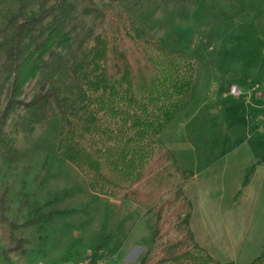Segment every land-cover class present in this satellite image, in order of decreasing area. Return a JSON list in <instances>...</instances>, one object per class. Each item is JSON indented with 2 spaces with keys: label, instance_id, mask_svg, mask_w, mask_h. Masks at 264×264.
Instances as JSON below:
<instances>
[{
  "label": "rangeland",
  "instance_id": "374dc122",
  "mask_svg": "<svg viewBox=\"0 0 264 264\" xmlns=\"http://www.w3.org/2000/svg\"><path fill=\"white\" fill-rule=\"evenodd\" d=\"M54 2L0 0V43L11 33L10 19L21 22ZM69 2V44L41 60L4 126L0 264H141L143 256L153 260L180 238L166 225L152 242L154 212L94 193L80 172L57 157V116L45 120L43 109L24 108L43 89L55 90L72 107L81 82L67 68L93 25V17L81 13L87 6L124 13L169 52L193 59L189 102L159 134L155 155L168 150L179 169L193 175L181 191L192 207L194 241L221 264H250L264 247V0ZM5 57L0 49V117L10 87ZM172 161H159L171 183L161 197L180 182Z\"/></svg>",
  "mask_w": 264,
  "mask_h": 264
},
{
  "label": "trees",
  "instance_id": "16d2710c",
  "mask_svg": "<svg viewBox=\"0 0 264 264\" xmlns=\"http://www.w3.org/2000/svg\"><path fill=\"white\" fill-rule=\"evenodd\" d=\"M73 13L69 0H55L21 22L9 20L11 33L0 43L10 79L0 117V146L5 143V123L18 107L24 86L40 70L41 60L69 44L67 27ZM81 13L92 16L93 25L85 31L67 68L71 78L80 77L78 97L69 108L66 98L43 89L24 108L43 109L45 120L57 116V157L80 172L94 193L128 199L154 212L152 242L162 237L166 225L180 235L172 250L150 261L143 256L141 264H221L194 241L189 226L192 207L181 187L192 173L180 170L168 150L164 157L155 155L159 134L189 102L193 59L169 52L124 13L92 6ZM49 17L46 30L36 33ZM163 158L173 160L180 180L165 197L161 192L171 183L167 169H159ZM153 182L150 190L142 189V184ZM4 203L5 194H1L0 222H6ZM250 264H264V247Z\"/></svg>",
  "mask_w": 264,
  "mask_h": 264
},
{
  "label": "built area",
  "instance_id": "2783aa9c",
  "mask_svg": "<svg viewBox=\"0 0 264 264\" xmlns=\"http://www.w3.org/2000/svg\"><path fill=\"white\" fill-rule=\"evenodd\" d=\"M231 93L233 94V95H238L239 93H238V90H237V88L235 87V86H232L231 87Z\"/></svg>",
  "mask_w": 264,
  "mask_h": 264
},
{
  "label": "crops",
  "instance_id": "0c3cea01",
  "mask_svg": "<svg viewBox=\"0 0 264 264\" xmlns=\"http://www.w3.org/2000/svg\"><path fill=\"white\" fill-rule=\"evenodd\" d=\"M195 237H197L196 235H195ZM199 239V238H198ZM203 248V247H202ZM205 249V248H204Z\"/></svg>",
  "mask_w": 264,
  "mask_h": 264
}]
</instances>
